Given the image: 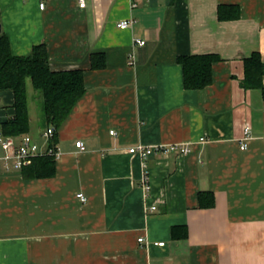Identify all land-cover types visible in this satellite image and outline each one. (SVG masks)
<instances>
[{
    "label": "crops",
    "instance_id": "1",
    "mask_svg": "<svg viewBox=\"0 0 264 264\" xmlns=\"http://www.w3.org/2000/svg\"><path fill=\"white\" fill-rule=\"evenodd\" d=\"M232 4L240 16L219 19ZM0 25L14 55L44 43L51 68L86 85L55 134L53 176L0 162V264H264V92L244 87L246 60L264 63V0H0ZM205 54L219 57L212 83L187 89L178 58ZM13 102L0 91L1 137ZM39 110L28 134L45 145ZM180 143L192 153L128 152Z\"/></svg>",
    "mask_w": 264,
    "mask_h": 264
},
{
    "label": "trees",
    "instance_id": "2",
    "mask_svg": "<svg viewBox=\"0 0 264 264\" xmlns=\"http://www.w3.org/2000/svg\"><path fill=\"white\" fill-rule=\"evenodd\" d=\"M219 19L233 20L240 16L237 5L219 6ZM92 67L103 68L106 59L103 54H92ZM219 57L213 54L180 56L178 62L183 67L184 85L187 89H203L212 83L213 63ZM245 88L256 87L264 92L262 75L264 63L259 54L246 60ZM84 71H55L50 66L47 45H36L26 56H16L12 52L10 40L5 33H0V91L10 90L14 94L15 113L1 126L4 136L19 137L30 131V102L27 85L31 82L35 91L34 99L40 103L41 116L45 128L53 126L58 130L69 116L74 106L86 92ZM53 142L56 143L55 137ZM56 160L49 156H39L30 166L22 169L27 178L50 177L55 172ZM201 205L211 208L214 205L212 193H200ZM206 195L209 200L205 201ZM180 227L174 228V233Z\"/></svg>",
    "mask_w": 264,
    "mask_h": 264
},
{
    "label": "built area",
    "instance_id": "3",
    "mask_svg": "<svg viewBox=\"0 0 264 264\" xmlns=\"http://www.w3.org/2000/svg\"><path fill=\"white\" fill-rule=\"evenodd\" d=\"M80 5L84 7L85 0H80ZM133 6L136 7L137 3L133 2ZM41 9L45 8V3H41ZM131 20H123L118 24V27L121 29H127L131 27ZM135 43L139 45H145V40H141L140 38L135 39ZM135 55L130 56V64H134ZM57 130L54 129L53 126L47 127L43 133V137L45 138V145L41 144L38 140L34 139L30 134H24L20 140H18L14 136H0V144L3 146L5 150V155L0 158V162L5 164L7 170H10L11 167L15 169L22 170L25 166H28L33 158H38V156H49L54 158L55 160L60 159L62 154L61 148L58 144L53 142ZM245 141L241 145V149L245 150L247 148V142L250 138V129H245ZM115 131H111V134H115ZM205 138H202L204 141ZM77 143V147L80 149H84L85 145L80 140ZM192 147L187 144H166V145H158L147 147L143 144H138V146H133L128 149V152L132 155H139L141 158L146 161L152 155L163 154L165 156L175 153L178 155L181 154H190L192 153ZM145 183L147 182V177L144 178ZM146 188L149 189V186L146 184ZM77 197L83 202L87 201L86 196L82 194H78ZM139 242L145 241L143 237L138 239ZM159 246H164L165 242L156 243Z\"/></svg>",
    "mask_w": 264,
    "mask_h": 264
},
{
    "label": "rangeland",
    "instance_id": "4",
    "mask_svg": "<svg viewBox=\"0 0 264 264\" xmlns=\"http://www.w3.org/2000/svg\"><path fill=\"white\" fill-rule=\"evenodd\" d=\"M28 84H29L28 85V88H29L28 94H29V102H30V115L35 116L36 111H38L40 109L39 111L41 112V107H40V103L34 99L35 91H34L33 87L31 86V83L29 82ZM36 105H38V108L35 107Z\"/></svg>",
    "mask_w": 264,
    "mask_h": 264
},
{
    "label": "water",
    "instance_id": "5",
    "mask_svg": "<svg viewBox=\"0 0 264 264\" xmlns=\"http://www.w3.org/2000/svg\"><path fill=\"white\" fill-rule=\"evenodd\" d=\"M2 31H1V25H0V33H1ZM0 136H1V134H0Z\"/></svg>",
    "mask_w": 264,
    "mask_h": 264
}]
</instances>
